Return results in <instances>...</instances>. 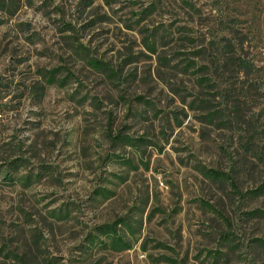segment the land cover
<instances>
[{
  "label": "rangeland",
  "instance_id": "obj_1",
  "mask_svg": "<svg viewBox=\"0 0 264 264\" xmlns=\"http://www.w3.org/2000/svg\"><path fill=\"white\" fill-rule=\"evenodd\" d=\"M0 264H264V0H0Z\"/></svg>",
  "mask_w": 264,
  "mask_h": 264
},
{
  "label": "trees",
  "instance_id": "obj_2",
  "mask_svg": "<svg viewBox=\"0 0 264 264\" xmlns=\"http://www.w3.org/2000/svg\"><path fill=\"white\" fill-rule=\"evenodd\" d=\"M251 69H252V67L250 66L248 70H251ZM212 118H213V116H212ZM113 236H114V238H112V240L114 241V243H120L121 245H123L121 249H127L129 247V245L122 238L118 237L116 233H114Z\"/></svg>",
  "mask_w": 264,
  "mask_h": 264
}]
</instances>
